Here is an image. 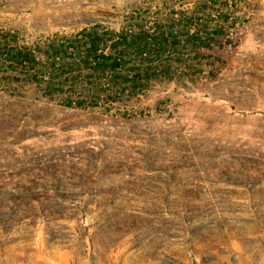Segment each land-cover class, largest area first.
I'll return each instance as SVG.
<instances>
[{"label": "rangeland", "instance_id": "1", "mask_svg": "<svg viewBox=\"0 0 264 264\" xmlns=\"http://www.w3.org/2000/svg\"><path fill=\"white\" fill-rule=\"evenodd\" d=\"M0 264H264V0H0Z\"/></svg>", "mask_w": 264, "mask_h": 264}, {"label": "trees", "instance_id": "2", "mask_svg": "<svg viewBox=\"0 0 264 264\" xmlns=\"http://www.w3.org/2000/svg\"><path fill=\"white\" fill-rule=\"evenodd\" d=\"M104 56H109V54H103ZM118 63L117 60L114 61V64L116 65Z\"/></svg>", "mask_w": 264, "mask_h": 264}]
</instances>
